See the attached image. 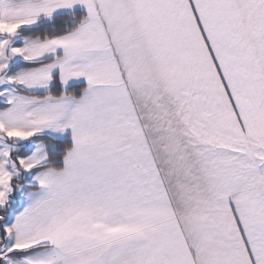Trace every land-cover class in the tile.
<instances>
[{
	"label": "snow or ice",
	"instance_id": "obj_1",
	"mask_svg": "<svg viewBox=\"0 0 264 264\" xmlns=\"http://www.w3.org/2000/svg\"><path fill=\"white\" fill-rule=\"evenodd\" d=\"M0 264H264V0H0Z\"/></svg>",
	"mask_w": 264,
	"mask_h": 264
}]
</instances>
